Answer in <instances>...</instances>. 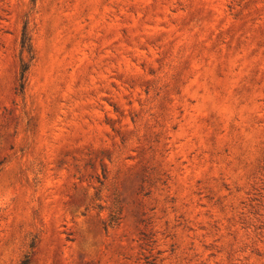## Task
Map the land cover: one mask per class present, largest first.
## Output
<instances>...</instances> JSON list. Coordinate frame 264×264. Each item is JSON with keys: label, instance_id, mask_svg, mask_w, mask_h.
Returning <instances> with one entry per match:
<instances>
[{"label": "rangeland", "instance_id": "obj_1", "mask_svg": "<svg viewBox=\"0 0 264 264\" xmlns=\"http://www.w3.org/2000/svg\"><path fill=\"white\" fill-rule=\"evenodd\" d=\"M25 254L264 264V0H0V264Z\"/></svg>", "mask_w": 264, "mask_h": 264}, {"label": "trees", "instance_id": "obj_2", "mask_svg": "<svg viewBox=\"0 0 264 264\" xmlns=\"http://www.w3.org/2000/svg\"><path fill=\"white\" fill-rule=\"evenodd\" d=\"M36 0H30L32 4H35ZM31 39L30 35L27 32L26 24L23 25L21 35H20V51H26L28 54L31 53ZM32 58V56L30 57ZM29 64L24 61H20V66H19V72H18V84L16 87V90L18 93H22L26 81V73L28 71ZM118 220V216L116 212H111L108 215V218L102 222V227L105 231H107L108 228L113 227ZM29 262V256L25 254L23 258L20 260L19 264H28Z\"/></svg>", "mask_w": 264, "mask_h": 264}]
</instances>
